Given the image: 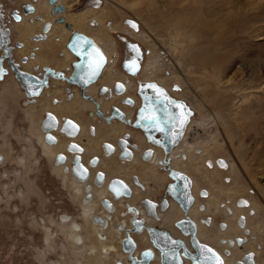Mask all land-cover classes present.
I'll list each match as a JSON object with an SVG mask.
<instances>
[{"label":"flooded vegetation","instance_id":"1","mask_svg":"<svg viewBox=\"0 0 264 264\" xmlns=\"http://www.w3.org/2000/svg\"><path fill=\"white\" fill-rule=\"evenodd\" d=\"M4 1L12 2L14 7L5 12ZM60 1L0 0V87L6 81L11 80L16 83L23 96V107L29 108L38 104L42 108L46 106L45 104L53 106L51 110H44L40 119V129L46 144L57 145L62 136L69 139L67 144L76 142L82 147L83 151L79 154L82 163L89 169L86 182H80L73 173L74 153L66 150L67 144L64 146L65 150L58 152L52 160L42 153L41 155L50 160L54 167L60 168L62 173L63 166L71 167V174L83 184L82 189L85 190L81 196V204L86 196L91 201L89 205L92 204L94 188L106 190L107 194L98 199L99 210L96 209L89 215L93 234L107 243V246L114 247L112 251H107L105 254L108 257L109 255L115 257L113 264H211L210 261L205 260V255H211V253H203L201 248V246H207L220 255L224 264H228L227 259H233L232 264H257V255L255 256L254 252L260 251L256 246L257 243L251 239L252 234L255 233L252 231L251 220L249 223V219L254 217H247V226L251 227L252 233L248 228H240L245 224V217L242 215L249 211L245 207L250 201L243 198L244 196L235 197V191L232 192V189H225V193L221 195L218 187L230 188L235 184L234 181L230 184L223 181L227 170L231 171V164L227 165L225 161L217 157H214L213 163L209 159L210 156H206V148L199 143L205 140H190V132L196 131L194 127L196 123L191 120L194 106L181 97L183 87L179 84L175 87L164 85V77H157L158 80H156L153 79L154 75L148 78L143 74L145 79L139 78L140 73L143 72V54L138 44L124 39L127 53H121L118 41H114L115 50L112 55L117 61L113 64L118 69L108 70L109 58L103 51V47L97 44L85 30L73 27L63 16L66 14L75 16L89 10H99L102 6L100 0H85L79 4L77 2L76 6H72L73 12L66 9ZM42 4L48 11V18L38 12ZM26 22L36 23L41 25V28L29 37L30 42L35 45L26 53H21L20 50L25 47L24 41L17 38L13 42L11 35L14 28L19 37V26H24ZM107 23L106 21V28L110 32L115 31L113 24L109 26ZM126 23L133 27L129 20ZM59 24H64L65 29L70 31L65 44L49 54L48 63L28 66V62L36 58L41 50L39 43L47 42L53 26ZM83 24V28L91 29L92 32H97L101 28V24L92 16L88 17ZM94 24H97V29H94ZM127 29L130 30L129 27ZM132 29L134 32L139 30L134 27ZM124 31L132 36L128 30ZM79 35L94 42L106 57L104 66L90 82H86L90 72V58L87 54L92 51V46ZM60 39L59 35L54 37L55 42H59ZM64 48L72 55L68 66H64L65 63L59 64L66 57ZM56 55L59 58L51 60ZM130 68L134 70L130 71ZM119 72L125 76L123 79L116 78L109 81L111 74L114 73L116 76ZM149 84L157 87L150 88ZM160 89L171 102L162 99ZM18 102L21 104L20 100ZM64 102L71 104L78 102L77 106L85 108L73 109V111L89 117L85 118L86 120H94L88 124V135L92 138L97 134L96 121L99 126L105 127L113 126L116 122L124 128L125 132L123 131L112 140H104L101 143L100 154L85 160L83 157L85 147L77 140L81 134V125L77 120L84 117L79 113H77L79 118L64 115L59 117L52 111ZM88 102L92 104V107L86 106ZM178 104L190 110L186 117L187 123L182 129L179 127V122L184 118L182 116L184 109L177 107ZM126 107L131 110V114L127 112ZM49 113L58 120L59 128L50 129L47 132L41 126L45 121L46 125L48 124ZM169 117L173 119L165 125ZM25 118L38 120L34 116ZM66 119L78 124L79 132L76 137L61 132V125ZM155 120H159L164 131H160L155 126ZM66 130L70 133L74 132L73 127L70 126ZM177 132L181 134L173 142ZM47 136L52 138V142L47 140ZM192 145L195 147L191 151L192 160H189V152L182 149V146L185 148ZM199 147H202V150ZM59 153L67 156L66 163L59 162L57 159ZM68 154L71 155L70 158ZM2 156L0 153V163L4 160ZM102 160L116 161L121 164L118 173L107 179L106 172L100 169ZM52 172L61 178L55 171L52 170ZM98 172L104 175L101 182ZM196 179L198 183L205 182L197 194L194 191ZM116 181L123 182L129 190L124 191L122 185ZM114 182L117 185L115 187L117 192L122 193L119 196H116L111 189ZM205 192L206 196L203 195ZM213 192L220 194L218 203L208 205L207 202L212 199ZM104 200L106 204L109 202L112 206L109 208ZM197 200L200 202L197 203ZM173 206L177 212L173 219H169ZM239 209L243 212L237 214ZM58 215L54 217L62 221V213ZM219 216L222 218L217 219ZM37 219L41 225H46L45 216L37 217ZM108 242L115 244L108 245ZM238 249H242V252H239L242 255L234 259V253Z\"/></svg>","mask_w":264,"mask_h":264},{"label":"rangeland","instance_id":"2","mask_svg":"<svg viewBox=\"0 0 264 264\" xmlns=\"http://www.w3.org/2000/svg\"><path fill=\"white\" fill-rule=\"evenodd\" d=\"M83 1L85 0H79L78 4ZM100 2L102 3L100 8L110 10L107 25L113 24L115 30L109 32V42L113 44L117 40L121 53H127L123 39L138 44L143 54L142 65L154 49L156 54L162 57L159 61V68L162 70L154 75L153 79L164 77V85L175 87L179 84L183 87L182 96H179L193 104L191 119L193 122L207 120L208 124L209 120L212 121L209 122V126L203 128L200 123L195 124V130L199 133L191 131L190 140H205V143H199L209 149V155H212L209 159L213 163L214 157L225 161L227 165L235 163L231 171L227 170L223 181L226 184L234 181L233 187L237 191L240 187L241 196L250 201L245 207L249 211L242 215L245 217V224L239 227L248 228L251 232V227L247 226V217H254L250 218L251 226L257 225L260 230L255 226L252 230L255 234H252L251 239L257 243L260 251L257 264H264V155L260 158L252 153L253 149L264 150V0H196V3L195 0H186L185 11L176 7L171 12L166 11L163 0H100ZM13 7L12 2H3L5 12ZM69 11L73 12L74 9L71 8ZM181 12H185L183 15L197 17L195 23L198 24L201 17L206 21H213L214 18L221 24H219L221 31H218L217 39H214L213 52L209 50L210 44L207 43L210 37L207 28L206 31H200L193 41L178 36L176 39L181 45L176 51H171L169 46L164 44L166 42L164 39L168 40L175 33L162 23L160 14L165 13L169 19L182 14ZM127 20L139 26L138 32L143 28L149 38L136 39L124 33L128 27L133 30V27L126 23ZM106 21L101 27H106ZM93 26L94 29L98 27L97 24ZM24 27L19 26V37L12 27L13 42L17 38L24 39L25 42V37L30 41L29 37L22 33ZM187 31L191 33L189 27ZM35 32L37 29L32 34ZM182 41L185 43L182 44ZM56 48H62V45ZM15 53L16 56L19 55L17 51ZM57 58L58 55L51 60ZM110 58L108 70L118 69L113 64L115 56L111 55ZM210 62H215L216 65L213 66ZM111 77L115 75L111 74ZM139 78L145 79L142 73ZM176 78L179 80L178 83ZM0 94L3 95H0V100L7 101L0 102V153L4 156L3 162L0 163V264H54L55 261H59L60 264H113L115 257H108L105 254L107 243L102 242L91 229H83L81 233L85 236L86 245L96 250L92 256L85 251L78 252L79 246L67 236L68 225L66 227L64 225L62 231L58 228L57 245L54 243L48 245L44 240L42 227H36L31 223L30 218L33 216L57 217L61 213L73 216L80 224L82 219L78 215L79 206L70 199L67 187L52 172L50 161L41 155L40 146L31 132V120L25 118L28 115L34 116L35 119L39 118L46 110L47 104L44 108L39 104L29 108L23 107V96L17 84L11 80L0 87ZM77 104L78 102L72 104L74 110L85 109ZM196 104L203 107L205 115L199 112ZM216 106H219V120L223 123L219 129L213 122L214 118H207L208 115H213L209 109ZM79 114L86 119L89 118ZM7 124L10 126L9 130L6 129ZM95 125L99 126L97 121ZM260 128L263 133H260ZM212 134L215 136L209 137ZM28 138L36 141L35 143L31 141L37 150L36 157L40 152L37 157L40 159L38 164L31 163L34 156H28V164L32 168L29 171L17 163V158L27 153L23 146L30 145ZM199 149L202 150V147ZM26 183H30L34 189L32 187L28 189ZM22 190L24 197L21 196ZM251 202H255L257 210L251 207ZM221 218L222 216H219L217 219ZM111 244L115 243L108 242V245Z\"/></svg>","mask_w":264,"mask_h":264},{"label":"bare ground","instance_id":"3","mask_svg":"<svg viewBox=\"0 0 264 264\" xmlns=\"http://www.w3.org/2000/svg\"><path fill=\"white\" fill-rule=\"evenodd\" d=\"M78 1L79 0H61L60 2L62 4H64V6L66 7V9H70ZM112 1H115V0H112ZM163 1H164V6L167 8V10H166L167 12H171L176 7H179V9H181L182 11H185L187 9V8H185L186 7V5H185L186 4V2H185L186 0H163ZM195 3H196V0H195ZM43 4L45 5V3H43ZM43 4L41 6L38 5V6H40L38 8V12L41 13V14H43L45 17L47 16L46 18H48V11H46V7ZM47 9H49V8H47ZM199 11H200V9H199ZM165 13L160 14L161 21H162V23L166 27H168V28L171 29V32L174 31L173 33H175V35L172 33L174 36L173 35L170 36V38H168V40L167 39H164L166 41V42H164V44L168 45L169 48L171 49V51L172 50L173 51H176V48L181 45V44L179 45V42L176 39L178 36L179 37L180 36H183L184 38H186V40L193 41V40H195V38H197L198 33L200 31H206V28H207L208 29L207 32L210 33V35H208L210 37L207 40V43L210 44L209 50L211 52H213V50L215 49V48H213V45L215 44L214 39H217L218 31H221L220 30L221 29V26H220L221 24L219 23L220 24L219 25L218 22L216 21V19L214 20V18H213V21H206V19H204L203 17H201V19L199 20V24H198V23H195V18L197 19V17L193 18V16H191V15H183V13H185V12H181L182 14L177 15V16H174V17H171L169 19L166 17V14ZM109 14H110V10H108V8H104L103 7L101 9H99V10H89L88 12H85V13L83 12V13H81L79 15H75V16H73L72 14H66V15H63V16H65L66 20L68 22H70L73 27H78L79 29L81 28L82 30H85L93 38V40L97 44H99V45H101L103 47L102 48L103 51L105 52V54L107 55V57L110 58L111 55H112V52L115 50L114 43L111 44V42H109V39H110V35H109L110 33L109 32H110V30H108V28H106V27H101L97 32H92L91 29H86V28H83L82 27V25H84L83 23L86 22V20L90 16H92L101 25H104V23L107 20ZM24 26L25 27L22 30V33L25 34L27 37H30L32 35V33L36 29L38 31L41 28L40 27L41 25H38L36 23L35 24H31V23H28V22H26V24ZM188 27L190 28L191 33H188V31H187ZM135 29H139V26H138V28H135ZM125 30H128L130 32V34L133 37H135L136 39H143V40L146 39L147 40L149 38V36L145 32V30H143V28L139 32H134L133 30H131V29L129 30L127 28ZM56 35H59L60 38H61L59 42H55L54 41V37ZM69 35H70V31L65 29L64 24L54 25L53 26V29H51V31H50V36H49L48 41L47 42H44L45 44L42 43V42L40 43V45H41V46H39V47H41L40 53L37 54V57L36 58L31 59L28 62V66H32V65H35V64H38V63L39 64L48 63V61H50L49 60V54H51L52 52H54V49L56 47L65 44V42L67 41ZM213 35H215V37H213ZM20 37L22 38V35ZM111 39H112V37H111ZM25 40H26L24 42L25 43V47H24L25 50L24 49H21V52H23V53L26 52V51H29L32 48V46L35 45V43L33 44V42L28 41V39H26V37H25ZM23 41H24V39H23ZM183 43H185V41H182V44ZM153 46H155V45H153ZM64 50L66 51V57L61 62L59 61L60 62L59 64L61 65V63H65L64 66H68L69 63H70V60L72 58V55H71V53L69 51L66 50V48H64ZM160 58H162L161 55L158 54V53L156 54V51H154V49H152L151 52L149 53V55L146 57V61H145V64L143 66V72H142V74H145V77L152 78L153 75L159 74L161 72L162 69L159 68ZM114 61H117V59H115ZM210 63L213 66L216 65L215 62H210ZM124 77L125 76L119 72V73L116 74L115 77H110V79H112V81H113V79H116V78L117 79H123ZM176 82L177 83L179 82V80L177 78H176ZM184 83H187V82L184 81ZM132 85H134V84H132ZM10 95H12V94H10ZM13 95H15V94H13ZM1 96H3V95H1ZM2 100H4V99H1L0 102ZM4 102L7 103V101H5V100H4ZM4 106H5V104H4ZM86 106L87 107H92V104L90 102H88V103H86ZM196 106H197L198 110L199 109L201 110V111L199 110V112H201L202 115H205V113L203 111V107L200 106L199 104H196ZM50 108H52L51 105L47 104L46 110L47 109L49 110ZM126 110H127V112L129 114H131V110L129 108L126 107ZM209 110L211 111V113H213V115L210 114V115H208L207 118H209V119L214 118V120L213 119L212 120L217 125V127L219 129L223 125L222 120H219L220 119L219 106L210 108ZM37 111H35V112H37ZM52 111L55 114H57V116H59V117L60 116H63V115L64 116H71V117L73 116L75 118H79L80 117L79 114H77V113H75L73 111L72 104L69 103V102L62 103L58 107L53 108ZM27 113L30 114V112H27ZM28 117H29V115H28ZM40 119H41V116H39L38 120H31V123H30L31 132H32V135H34L35 140L41 146V149H40L41 151L40 152H42V154H44L45 156L49 157L50 160H52V158L58 152L62 151L63 149L65 150L64 146H66V144L68 143V140L69 139L66 138V137H62L61 136L59 138L60 141H59V143L57 145H48V144H46L44 142V140H43V132H41L42 130L40 129V121H41ZM93 121L94 120H88V121H86L85 118H81V121L80 120L78 121V122H80V125H81V134L77 138V140H78V142H81L83 144V146L85 147V153H84V156H83L85 160L86 159L88 160V158H90L91 156L97 155L98 153L100 154V152H101V143L104 140H112V139L116 138L115 136L120 135L124 131V128L121 125H119L118 123H116V122L114 123L113 126H110V127H105V126H101L100 125V126H97V134H96V136L94 138H92V137H90L88 135V124L91 123V122H93ZM260 121H262V120H260ZM209 122H210V120H209ZM209 122H208V124H210L212 121L210 123ZM199 123L201 124V127L202 128L203 127H207V125H208L207 124V120L206 121L203 120V122L199 121L198 123L196 122V124H199ZM10 126H11V123H10ZM10 126L7 124V128L6 129L9 130L10 129ZM38 127H39V129H38ZM262 131L263 130L260 128V133H263ZM210 136L212 138L215 135L212 134ZM229 139H230V136H229ZM215 140L217 141V139H215ZM28 141H29L30 145L29 146L28 145L23 146V148L27 151V153L24 154V155H22V156H19L17 158V163H19L20 165H23L26 168V170L29 171L32 168L28 164V159H29L28 156H34V158L31 160V163L38 164L40 159H38L37 157L40 154V152H39V154L37 152L38 155L36 157L35 156V154H36V152H35L36 147H35V145L32 144V142H34V141H32L30 138H28ZM217 146H219V143H217ZM183 147L184 146H182V149H186L189 152V154H188L189 160H192V152L191 151L195 147V145L187 146L185 148H183ZM204 148H206V147H204ZM205 153H206V156H212V155H209V149L208 148H206ZM252 153L254 155H256V156H259L261 158L264 155V150L263 149H253ZM68 156H69V158L71 157V155H69V154H68ZM260 158H259V160H260ZM63 163H66V162H63ZM51 164H52V162H51ZM189 164H191V162H189ZM28 166H29V168H28ZM234 166H235V163H231V169H233ZM51 167H52V170L55 171L56 174L61 177L60 178L61 181L67 187L68 192H69V196L71 197L70 199H72L73 203H75V204H77L79 206V213H78V215L82 219V224H80L78 221H75L74 218H73V216H71V219H70V216L69 215H63V214H62V217H61L63 219L62 221H59L54 216L49 215V216L45 217L46 218V221H47V223L45 221L46 225H41L40 222L38 221L39 219H37L35 216H33L31 218V223L34 224V225H36V227H42V229L44 231V240L47 242L48 245H51L52 243L56 244V242H57L56 241L57 240L56 237L59 234L58 228H60L61 231H62V230H64L63 229L64 228V225H65V227H66V225H68L69 226V230H68L69 231L68 232L69 234L67 236L68 237H71L72 242H75L76 245L79 246V251L78 252L79 253H82V252L85 251V252H87L88 255L92 256V254H94L96 250L94 248H92L90 245H86V243H85V236H84V234L81 233V231L83 229H87V230H90L91 229V223H90V218H89L90 212L96 211V209H97V211L99 210V207H98V204H97L98 199L99 198H102L103 196H105L107 194L106 193V190H104L103 188H100V189L94 188V199H93L92 204L89 205L91 201H89L88 200L89 197L87 198V196H86L85 199L82 200V204L84 205L83 206L81 204V196L83 195V190H84V189H82L83 188V184L82 183H79L73 177V175L71 174V171H70L71 170V167H69V166H63V173L64 174L61 172V169L60 168L54 167L53 164H52ZM120 167H121V164H119L116 161L115 162L114 161L113 162H109L108 160H102V164L100 166V169H103L106 172L107 179H109V178H112L113 176H115L118 173V170H119ZM79 181L80 182H86L87 180H84V181L79 180ZM197 181H198V179L195 180V187H194V191H195L196 194L198 193V191L200 190V188L203 185H205V182L204 181H201L199 183ZM26 185L28 186V189L32 187V185L30 183H26ZM86 187H87V184H86ZM32 189H34V188L32 187ZM218 189L220 190L221 195L223 193H225V191H226L225 189H227V190L228 189H232V192L234 190L235 191L234 192L235 197H239L242 194L240 192V190H241L240 187H239V191H237V189L235 187H233V186L230 187V188H224L223 186H220V187H218ZM84 192H85V190H84ZM21 196L24 197L23 190L21 191ZM219 196H220V194H217V193L213 192L212 199L207 202L208 205H216V203H218V197ZM199 202H200V200H197V203H199ZM252 207H253V209L257 210V207L255 206V202H252ZM176 212H177V209L175 208V206H173V208H172V215L169 217V219H173L175 217V215H176ZM242 212H243V210H240L239 209L237 211V214H240ZM69 219H70V221H67ZM250 220L251 219H249V223H250ZM255 226H257V225H252L251 226L252 229ZM257 230H260V227L259 226H257ZM65 232H67V231H65ZM112 248H114V247L113 246H107V248H106V245H105V250H106L105 252L112 251ZM102 250L104 252V248ZM239 252H242V249H238L234 253V259H236V256L242 255ZM250 252H252V251H250ZM255 253L258 256V254L260 252H255ZM79 255H81V254H79ZM94 257H95V255H94ZM109 257H110V255H109ZM77 262H78V260H77ZM233 262H234L233 259H227V263L228 264H232ZM54 264H60V262L59 261H55Z\"/></svg>","mask_w":264,"mask_h":264},{"label":"snow or ice","instance_id":"4","mask_svg":"<svg viewBox=\"0 0 264 264\" xmlns=\"http://www.w3.org/2000/svg\"><path fill=\"white\" fill-rule=\"evenodd\" d=\"M17 18L19 19V17H17ZM129 23H132V22H129ZM135 26L136 25L133 24V27H135ZM85 42H88V41H85ZM91 46H92L93 51H91V52H89L87 54L88 57L90 58V63H89L90 72H89V76L86 78V82H90L91 79H94L98 75L100 69L104 66V63L106 62V59H105L103 53L94 44V42L91 44ZM80 54H82V53H80ZM131 70H134V69L130 68V71ZM118 87H120V86H118ZM148 87L156 88L157 86L154 85V84H149ZM159 91H160L161 97H162V99L164 101L171 102L169 97L166 94H164V91L162 89H160ZM177 107L184 109V111L182 112V116L184 118L179 122V127L182 129L187 123V118L186 117H187L188 113L190 112V110H187L186 106H184V105H179L178 104ZM171 119H173V117H169V120L165 122V125L170 123ZM48 120H49V122L47 124V127H49V128L53 127L54 124L56 123V121H55V118L52 117L51 113L48 114ZM67 124L71 125L73 127L74 131H78L79 130L78 126L74 125L73 122L68 121ZM155 126L160 131H164V127H161L159 120H155ZM180 134L181 133H179V132H177L175 134V137L173 138V142H175V139H177ZM49 139H52V138L49 137ZM107 147H110V146H107ZM73 148L77 149L79 151H82V149H78V146H73ZM61 159H64V157L61 156ZM77 163L79 164L78 158H77ZM85 172H86V170H82L80 167L77 168V173H78V175L81 176V178H83ZM102 177H103V174H100V178L101 179H102ZM120 183L122 184V182H120ZM115 186L116 185H115V182H114V184L112 185L114 191H115ZM122 187H123L124 191H127L126 186L122 185ZM121 194H122L121 192H116L117 196H119ZM203 195L206 196L207 193L205 192V193H203ZM242 203H246V202H242ZM208 222L210 223V221H208ZM201 248H202V252L203 253H211V255H205V260L206 261H210L211 264H224V261L220 258V255L218 253H215L211 248H208L207 246H201Z\"/></svg>","mask_w":264,"mask_h":264},{"label":"water","instance_id":"5","mask_svg":"<svg viewBox=\"0 0 264 264\" xmlns=\"http://www.w3.org/2000/svg\"><path fill=\"white\" fill-rule=\"evenodd\" d=\"M51 1H52V2H55V1H57V0H51ZM129 22H132V23H130V24H132V25H133V24L136 25L134 28H138V25H137L135 22H133V21H131V20H129ZM79 36H80L81 38H83V39H86V40L88 41V43L92 44V42H91L89 39H87L85 36H83V35H79ZM71 48H72V47H71ZM92 51H93V49H92ZM104 57H105V55H104ZM105 59H106V57H105ZM104 64H105V63H104ZM55 121H56V123H55L54 126L51 127V128L47 127V125H46L47 122H46V121L43 122V123H42V126H41L42 129L45 130V131H47V132H48L50 129H58V128H59L58 120H55ZM68 121H71V122L74 123V125L78 126V124H77L75 121H73V120H69V119H66V120H64V122L62 123L60 130H61V132H64V133H66V134L69 135V136L76 137L77 134H78V132H79V130H78V131H74L73 133H70L68 130H66V129L68 128V126L72 127L71 125L67 124ZM78 129H79V126H78ZM47 140L52 142V140L49 139V136H47ZM73 146H78V149H82V147H81L80 145H78L76 142H71V143H69V144L67 145L66 150L69 151V152H73V153H74V156H73V166H72V171H73V173L75 174V176H76L79 180H82V181L87 180L88 177H89V169L87 168V166H85V165L82 163V158H81V155L79 154V153H81V152L83 151V149H82V151H79V150H77V149H74ZM61 156H63L64 159H61ZM77 158H78V160H79V164L77 163ZM57 159L59 160V162L62 163V162H65V161L67 160V156H66L64 153H59V154L57 155ZM78 167H80L82 170H86V172L84 173L83 178H81V176L78 175V173H77V168H78ZM98 174L100 175V174H102V173H101V172H98ZM98 174H97V175H98ZM103 178H104V175H103V177H102V180H103ZM99 180H100V182H101V178H100ZM120 182H121V181H116V183H118V184H121ZM111 183H112V182H111ZM111 185H112V184H111ZM121 185L126 186L127 190H129V188L127 187V185H125L123 182H122ZM115 187H117V185H116ZM111 189L113 190V188H111ZM113 191H114V190H113ZM114 192H115V194H116L117 189H115ZM116 196H117V195H116ZM104 203L106 204V201H105V200H104ZM106 205H107L109 208L112 206V204L109 203V202H107Z\"/></svg>","mask_w":264,"mask_h":264}]
</instances>
